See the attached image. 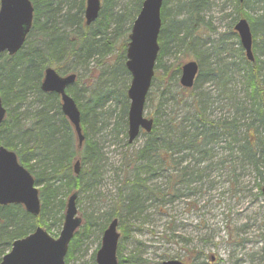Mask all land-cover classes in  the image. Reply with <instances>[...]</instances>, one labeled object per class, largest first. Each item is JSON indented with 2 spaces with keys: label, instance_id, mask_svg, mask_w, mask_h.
<instances>
[{
  "label": "trees",
  "instance_id": "16d2710c",
  "mask_svg": "<svg viewBox=\"0 0 264 264\" xmlns=\"http://www.w3.org/2000/svg\"><path fill=\"white\" fill-rule=\"evenodd\" d=\"M117 1L101 0L97 18L86 24L84 0H31L33 21L23 46L13 55L0 54V96L6 107L0 126V144L13 150L19 162L32 174L35 185H39L40 200L37 216L27 213L19 204L0 206V258L14 239L26 235L35 226H42L50 233L61 224L65 197L72 191H77L78 197L100 194L97 190L105 165L102 145L97 140L100 131L108 127L116 136L126 138L129 103L126 92L130 76L125 67V49L131 23L143 0H132L120 6ZM202 1L188 0L186 8H177V12L181 9L184 12L181 19H170L166 11L167 0L163 1L158 38L160 49L154 68H158V62L168 48L177 57L181 52V55L190 54L197 59L198 75L191 88H184L178 83L180 62L161 66L164 74L158 77L154 73L151 86L156 80L165 78L167 82H175L178 88L167 95L164 88H158V84L154 86V96L150 97L155 105L152 129L148 133L142 132L145 136L143 144L133 151L128 152L129 143L125 141L127 150L118 169L122 176L115 197L106 210L93 209L83 213L82 223L69 243L65 257L67 264L93 229L101 233L113 218L117 219L119 240L126 239L128 223L144 219L141 217L147 199L164 202V195L149 187L151 179L161 170L176 168L179 159L184 160L193 153L199 155L195 157L197 162L201 158L206 160L210 149L206 146L210 144L227 139L230 149L237 145L243 157L241 161L248 160L264 181L260 171L264 167V114L261 108L264 95V13L256 17L250 14L256 1L262 2L261 8L264 9V0H234L232 11L228 13L229 31L219 35L217 45L209 44L204 49L201 48V39L193 32V21ZM238 17H245L251 27L252 62L245 58L238 40L235 49L228 48L227 53H223V39L236 37L232 24ZM170 23L173 27L166 30ZM257 32L259 39L256 41ZM206 57H214V65L204 67ZM48 66L59 74L72 72L77 76L67 91L79 109L84 135L81 145L77 144L73 127L60 110L58 95L40 89L43 71ZM236 70L243 84V100L239 96L240 89L232 84L230 95L220 100L226 107L225 113L212 116L207 110L208 94L194 91L207 81L214 82L219 89L225 88L228 71ZM165 104H170L168 114L171 111V115L159 121L158 116L166 110ZM180 111L184 118L178 115ZM241 113L248 117L242 138ZM17 114H21V118L18 119ZM111 116L113 120L109 125ZM174 153L180 154L178 160ZM75 160L80 163L77 174L73 172ZM187 167L185 163L182 169ZM185 176L188 174L179 171L169 178L172 190L169 195H178V186L192 183ZM260 186L259 183V189ZM120 241L116 250L117 264H141L143 260L138 253L122 254ZM197 253L190 260L185 258L184 264H199L202 251ZM90 258L95 264L94 253Z\"/></svg>",
  "mask_w": 264,
  "mask_h": 264
},
{
  "label": "rangeland",
  "instance_id": "374dc122",
  "mask_svg": "<svg viewBox=\"0 0 264 264\" xmlns=\"http://www.w3.org/2000/svg\"><path fill=\"white\" fill-rule=\"evenodd\" d=\"M130 1L132 0H118L117 4L120 6ZM187 1L167 0L166 11L169 18L181 19L184 12L182 9L177 12V8H186ZM233 1H202L200 11L193 21L195 28L193 32L196 31L195 35L200 36L202 49L216 41L220 33L228 30L230 25L228 13L232 11ZM253 5L250 14L254 17L263 15L262 2L256 1ZM172 27L170 23L166 30ZM258 36L257 32L256 41L259 39ZM236 40L235 37H228L223 43L225 46L223 53H227L228 48L235 49ZM170 50L167 48L158 62V68L154 72L157 77L164 74L161 66H172L194 59L190 54L181 55V52L177 57ZM204 61V67L214 65V57H206ZM222 61L225 62L226 59ZM86 75L87 73L84 76ZM228 78L225 88L219 89L214 82L207 81L199 84L198 89L194 91L208 94L207 110L212 112V116L225 113L226 107L220 100L230 95L229 88L232 84L234 88L240 89V98L242 100L244 98L243 84L237 70L228 71ZM157 84L158 88L167 91V95L176 92L178 88L175 82H167L165 78L156 80L154 86ZM154 86H151L149 90L151 93L146 97L144 105V114L151 117L155 108L152 104L154 101L150 99L154 96ZM165 108L166 110L158 116L159 121L168 119L171 115V111L168 114L170 104H165ZM178 115L185 117L182 111ZM246 116L244 113L240 116L243 124L241 138L248 118ZM112 118L113 116L108 118L109 125L112 124ZM122 137L116 136L108 127L97 134L105 158L103 176L97 190L100 194L80 195L77 199L78 215L82 216L93 209L104 211L114 199L122 176L118 169L121 168L122 155L127 150L124 144L127 138ZM144 139L145 136L140 133L129 143L128 152L139 148ZM228 146L230 145L227 139L206 146L210 148L206 160L203 161L201 158L200 162L195 158L199 157L197 153L185 156V162L179 159V153H174V157L179 159L176 168L161 170L162 172L149 182L151 189L155 188L164 195V202H150V199L144 202L145 208L141 217L144 219L128 223L130 224L128 237L119 240L122 254L138 253L143 260L141 264H161L163 259L174 257L190 260L197 256L198 251H202L199 264H264V195L258 188V184L264 181H261V176L254 171L248 160L241 161L243 157L237 145H233L232 149ZM185 163L188 167L182 169ZM179 171L188 174L184 178L190 179L192 183L186 182L183 186H178V195H169L172 192L169 178ZM260 171L264 176V167H261ZM60 229L61 224L50 233L56 237ZM100 238L101 233L93 229L91 235L73 252L68 264H92L90 256L95 254Z\"/></svg>",
  "mask_w": 264,
  "mask_h": 264
},
{
  "label": "water",
  "instance_id": "95a60500",
  "mask_svg": "<svg viewBox=\"0 0 264 264\" xmlns=\"http://www.w3.org/2000/svg\"><path fill=\"white\" fill-rule=\"evenodd\" d=\"M163 0H143L140 10L131 25L126 48L125 66L131 79L127 89L129 105L127 110V141L131 143L141 130L149 132L152 118L143 114L146 94L154 73V63L159 50L157 42L161 26L160 9ZM100 10V0H86L84 17L86 24L93 22ZM33 17L30 0H0V53H16L25 41ZM264 23V18H263ZM234 29L249 60H253L251 32L247 21L239 19ZM198 71L194 60L185 62L180 69L179 82L184 87L193 84ZM75 79V74L59 75L52 67H46L40 84L44 92H55L60 97V109L72 124L81 145L84 135L80 127L78 107L66 87ZM264 112V98L262 101ZM5 108L0 99V124ZM79 172V161L73 166ZM264 194V184L261 187ZM77 193L73 192L66 201L63 223L56 238L38 226L28 235L15 239L0 264H65L64 256L74 231L81 223L76 209ZM22 204L25 210L37 215L40 210L38 190L30 172L21 165L16 154L0 145V205ZM117 219H112L103 230L101 244L95 253V264H117L116 246L119 233ZM162 264H182L178 259L164 260Z\"/></svg>",
  "mask_w": 264,
  "mask_h": 264
},
{
  "label": "bare ground",
  "instance_id": "6f19581e",
  "mask_svg": "<svg viewBox=\"0 0 264 264\" xmlns=\"http://www.w3.org/2000/svg\"><path fill=\"white\" fill-rule=\"evenodd\" d=\"M23 114V113H22ZM24 115V114H23ZM21 114H17V118L19 119V118H21Z\"/></svg>",
  "mask_w": 264,
  "mask_h": 264
}]
</instances>
